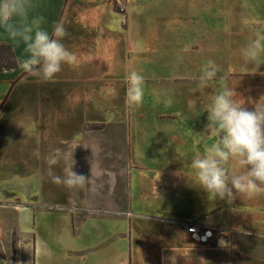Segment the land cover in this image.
Masks as SVG:
<instances>
[{"label": "crops", "instance_id": "crops-1", "mask_svg": "<svg viewBox=\"0 0 264 264\" xmlns=\"http://www.w3.org/2000/svg\"><path fill=\"white\" fill-rule=\"evenodd\" d=\"M32 2L31 14L45 16L49 33L64 24L63 43L79 64L63 65L44 82L49 88L41 84L47 95L23 100L25 132L46 157L57 155L49 164L54 175L65 176L75 162L73 171L88 181L83 188L54 184L47 162L24 202L1 196L0 216L10 219L1 216L0 264H172L173 257L175 264H264V193L211 198L190 180L191 159L203 146L188 136V129L205 132L200 104L209 95L235 90L250 110L248 99L264 95V51L247 65L241 54L256 33L264 35V0H126V15L113 0ZM245 20L260 23L253 30ZM0 43L24 56L2 27ZM208 60L221 71L204 86L200 69ZM133 70L145 82L131 116L125 76ZM35 79L20 68L0 72V122L4 110L21 106L17 90ZM46 187L51 202L40 194ZM184 223L214 238L198 243Z\"/></svg>", "mask_w": 264, "mask_h": 264}, {"label": "clouds", "instance_id": "clouds-1", "mask_svg": "<svg viewBox=\"0 0 264 264\" xmlns=\"http://www.w3.org/2000/svg\"><path fill=\"white\" fill-rule=\"evenodd\" d=\"M33 7L32 0H0V27L9 40L23 45L24 56L17 58L18 67L42 81H53L63 65L78 67V57L63 43L68 35L64 24L54 23L49 33L44 27L45 16L32 15ZM259 23L244 21L250 28ZM224 31H230V26L225 25ZM262 51L264 35L256 33L241 50L245 65L256 61ZM220 71L215 61L208 60L200 69L201 84L207 86L216 80ZM125 82L126 103L140 106L144 99V76L133 70L127 73ZM247 103L252 105L251 110L235 90L225 87L200 104L201 111L208 114L205 132L194 134L188 129L192 144L197 148L203 146V152L196 151L191 159L189 167L194 179L190 180L211 198L231 202L237 197L252 198L264 193V95L257 100L249 98ZM74 163L65 169V176L53 175L52 183L83 188L88 178L73 171ZM232 164L243 171H231ZM171 260L175 264V258Z\"/></svg>", "mask_w": 264, "mask_h": 264}, {"label": "rangeland", "instance_id": "rangeland-1", "mask_svg": "<svg viewBox=\"0 0 264 264\" xmlns=\"http://www.w3.org/2000/svg\"><path fill=\"white\" fill-rule=\"evenodd\" d=\"M115 10L117 12V9ZM41 81L42 80H40L38 77H36L35 80H30L29 87L32 90L29 87L27 88V90L24 89V85L22 84L21 88L16 92L17 99L22 100L21 106L16 105L11 108L12 110H4L2 121L0 122L2 124L0 126V197L8 196V198H13V200L17 202V204H21L22 202H24L26 193L29 195V192L34 189V187H31L30 184L32 181H35L37 179V176L40 177L43 171L42 164L48 162V173L53 175L55 174L54 171L49 170L52 169L53 166L49 164H51L52 162H56L57 155L50 154L46 157L44 154H42V150L40 149L42 147L40 140L38 142L35 140L34 136L32 138L33 140L28 137V133L31 131L25 132L26 130H28V128L26 127L25 119H21V117L24 116L25 108L23 106V100L25 98L37 99L42 94L47 95L46 88H43L44 86H41V84H44L45 87L48 88L50 86L48 83H44L45 81ZM113 95L115 96V93ZM10 113H12V115H10ZM8 114L10 115V117H8ZM128 114L131 116L136 115L137 106L130 105ZM83 125L84 124H82L81 127H83ZM88 126H90L91 128L93 127L94 129L96 128V130L102 129L101 126H96V124H89L87 126L85 125V127ZM26 140L29 141V145H32L27 147L28 142H26ZM56 141V139H49L48 146L56 147ZM71 144V139L68 140L66 138V146ZM122 149H125V143ZM66 160V164L70 163L72 160V156H66ZM45 173H47V170H45ZM27 182H29L28 188L26 187ZM26 189H28V191H26ZM40 194L45 198V201H52L51 198L48 197V187H46L44 195L42 194V189L40 190ZM1 212L5 213V210L1 209ZM7 214L8 213H6L5 217V214L1 213V216H4L3 218L7 219L10 217V215ZM1 216L0 225H4L3 218ZM33 237H35V234L33 235Z\"/></svg>", "mask_w": 264, "mask_h": 264}, {"label": "built area", "instance_id": "built-area-1", "mask_svg": "<svg viewBox=\"0 0 264 264\" xmlns=\"http://www.w3.org/2000/svg\"><path fill=\"white\" fill-rule=\"evenodd\" d=\"M116 9L119 13L126 15L127 5L126 0H113ZM183 228L191 235L198 243L208 244L214 238V232L198 224L184 223Z\"/></svg>", "mask_w": 264, "mask_h": 264}, {"label": "trees", "instance_id": "trees-1", "mask_svg": "<svg viewBox=\"0 0 264 264\" xmlns=\"http://www.w3.org/2000/svg\"><path fill=\"white\" fill-rule=\"evenodd\" d=\"M17 57L11 45L0 43V72L18 69Z\"/></svg>", "mask_w": 264, "mask_h": 264}]
</instances>
